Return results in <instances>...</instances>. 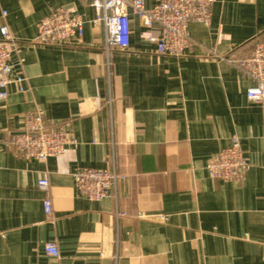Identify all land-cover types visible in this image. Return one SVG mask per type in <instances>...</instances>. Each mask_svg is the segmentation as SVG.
<instances>
[{
  "label": "crops",
  "instance_id": "obj_1",
  "mask_svg": "<svg viewBox=\"0 0 264 264\" xmlns=\"http://www.w3.org/2000/svg\"><path fill=\"white\" fill-rule=\"evenodd\" d=\"M58 6L84 18L83 38L36 43ZM95 17L91 0H0L26 77L0 100V264H264V103L249 101L253 81L233 63L264 35V0H216L181 56L159 53L132 12L130 48L107 52ZM35 111L73 139L46 162L7 143ZM233 137L250 167L240 181L211 177L207 163ZM86 168L116 171V195L87 199L75 179Z\"/></svg>",
  "mask_w": 264,
  "mask_h": 264
},
{
  "label": "built area",
  "instance_id": "obj_2",
  "mask_svg": "<svg viewBox=\"0 0 264 264\" xmlns=\"http://www.w3.org/2000/svg\"><path fill=\"white\" fill-rule=\"evenodd\" d=\"M216 0H159L147 7L144 0H91L96 10L92 20L103 28V47L109 52L112 47L125 50L131 46V12L142 20L146 31L144 37L154 43L161 54L181 56L192 44L189 31L191 22L210 26L212 8ZM6 15V11L4 12ZM85 20L69 6L55 7L38 23L35 42L41 45H70L80 41L85 34ZM0 100L8 99L9 88L15 85L18 91H25L26 77L16 66H22L23 59L15 62L13 57L20 52V42L10 32L8 25L0 27ZM233 63L248 76L253 84L246 94L253 103H264V35L253 50ZM73 142L65 125L49 127L43 113L35 111L25 115L23 127L10 132L7 143L18 155L27 159L46 162L50 157L61 155ZM250 167L241 140L233 137L231 143L220 149L207 163L211 177L240 181ZM121 176L116 171L86 168L75 173L80 192L91 201H99L116 195ZM39 186L47 189L48 175L44 173ZM45 213H53L50 199L44 201ZM162 219H167L164 215ZM45 252L59 257L56 242L47 241Z\"/></svg>",
  "mask_w": 264,
  "mask_h": 264
}]
</instances>
